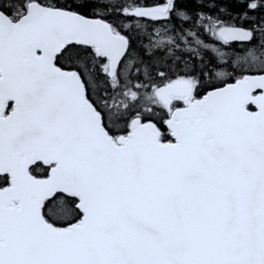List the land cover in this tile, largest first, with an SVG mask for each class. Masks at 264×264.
I'll return each mask as SVG.
<instances>
[{
    "label": "snow or ice",
    "instance_id": "1",
    "mask_svg": "<svg viewBox=\"0 0 264 264\" xmlns=\"http://www.w3.org/2000/svg\"><path fill=\"white\" fill-rule=\"evenodd\" d=\"M0 264H264V0H0Z\"/></svg>",
    "mask_w": 264,
    "mask_h": 264
}]
</instances>
